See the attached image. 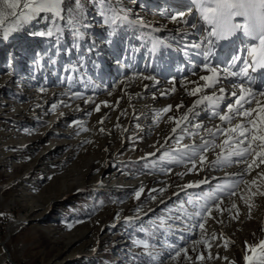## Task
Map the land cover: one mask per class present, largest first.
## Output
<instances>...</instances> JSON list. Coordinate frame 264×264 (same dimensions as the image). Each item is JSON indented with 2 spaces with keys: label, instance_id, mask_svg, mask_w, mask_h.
I'll use <instances>...</instances> for the list:
<instances>
[{
  "label": "rangeland",
  "instance_id": "1",
  "mask_svg": "<svg viewBox=\"0 0 264 264\" xmlns=\"http://www.w3.org/2000/svg\"><path fill=\"white\" fill-rule=\"evenodd\" d=\"M192 6L191 0H64L62 18L24 8L26 15L17 22L0 18V37L8 33L0 38V79H11L0 92V242L14 263L246 264L249 246L264 241V164L260 157L251 169L252 157L226 163L230 149L223 157L224 135L208 136L209 129L230 127L213 112L226 110L238 82L226 80L205 92L226 93L228 100L220 101L219 109L202 103L172 132L173 118L186 114L177 105L186 104V110L190 104V96L180 93L208 75L203 63L220 69L232 63L208 37L210 26L200 14L189 17ZM74 8L79 9L76 22L69 20ZM179 12L196 30H181L183 22L170 18ZM119 19L123 23L117 24ZM127 19L161 26L156 32L166 37ZM167 41L179 50H171ZM205 47L213 53L207 61ZM217 56L226 63L217 64ZM27 61L30 67L25 63L15 71ZM126 76L129 80L118 83ZM152 76L175 93L159 97L163 87L145 93L141 78ZM101 86L108 90L100 92ZM139 90L145 97L138 100L123 95L138 96ZM169 105L171 111L164 112ZM204 140L210 143L201 164L192 153L200 152ZM59 145L66 148L53 152ZM71 153L74 159L64 163ZM210 161L217 163L207 171ZM239 167H245L242 173ZM202 171L203 178L195 181ZM110 174L115 178L107 181ZM57 179L70 186L80 182L81 189L68 190L55 205V193L48 192ZM42 198L49 201L35 210Z\"/></svg>",
  "mask_w": 264,
  "mask_h": 264
},
{
  "label": "snow or ice",
  "instance_id": "2",
  "mask_svg": "<svg viewBox=\"0 0 264 264\" xmlns=\"http://www.w3.org/2000/svg\"><path fill=\"white\" fill-rule=\"evenodd\" d=\"M3 3L7 9H12V14L15 15L16 13L14 10L19 6L20 0H3ZM63 3L64 0H26V2L23 3V8L31 14L47 12L51 13L53 16L59 17ZM74 3L78 4L79 0H74ZM191 3L198 6L197 10L199 11L200 18L210 26L211 30L208 31V37H213L217 41H230L238 32H242L252 43H250L246 49L249 59L243 60V67H240L239 71L232 70V68L235 67V61L239 59V57L235 55L231 58L232 63L223 69H220L218 65L213 66L204 62L203 68L210 75L200 76V81L205 82L203 86L193 81L192 83H196L197 87L194 88L190 94L197 96L206 89H216L222 79L245 77L249 78V83H254L255 81L249 77V71L258 72L259 70H264V0H191ZM78 13V8L72 9L69 20L76 22ZM3 15L4 11L0 10V18H2ZM20 15L26 14L20 13ZM184 17L185 13L179 12L176 15H172L170 18L173 21H183L187 24L188 21L185 20ZM237 18H242V22H237ZM114 22L115 20H113V23ZM140 22L143 23V21ZM191 27L195 28L196 25L192 24ZM40 35H44V33H40ZM47 35H52V32L49 31ZM0 38H8V33ZM208 42L211 45L212 41L209 40ZM192 47L200 48L201 45L194 44ZM202 55L204 60L207 61L213 53L209 49L204 51ZM147 78L148 77H145V79ZM234 87L239 89L238 92H231L234 101H229L227 103L226 110L222 109L220 112H213L214 116L218 115L219 120L224 124L230 125V127L224 128L217 126L215 132L211 129H209L208 132L209 135L213 137L217 133L226 137L222 145H220L222 149H230L228 157L224 159V162L232 163V157H235L236 159L234 162L247 163L245 157H252L251 163H247V168L251 169L253 165L256 164V157H260V164H264V102L257 99V96L264 97V90L256 93L251 88L245 87L243 82L238 85L234 84ZM218 91L223 94L225 89L220 87ZM223 99V95L217 96L215 91L212 95L200 96L193 104V107L189 109V113L194 114V109L205 102L210 103L215 108H219L220 101ZM253 104L255 106H253ZM53 108H55V105H53ZM171 108L172 106L169 105L163 109V111H171ZM97 111H99V106H97ZM237 118L240 119V122L233 124V121ZM188 120V114H185L180 119L173 118L176 127L172 129V132L175 134L177 129L181 128L182 122ZM196 127H200V125L197 124ZM101 131H103V129H101ZM209 143L208 140H204L200 145V152L193 151L192 153V157L199 155L201 164L207 159L206 156L203 155V152L208 150ZM254 144H256V148H253ZM257 149H259V151H257ZM192 157H189V159L195 167V160L192 159ZM256 166L258 167L259 165ZM188 187H192V185H188ZM141 191H143V189L137 191V198H139ZM210 211L211 210H209V214ZM197 215H199V213H197ZM199 227L203 229L204 224L201 223ZM145 247H147V245H145ZM181 251L186 250L182 249ZM249 252L251 255H245L244 257L246 264H264V241H261L256 246H249ZM176 255L179 256L180 252L178 251ZM200 259H203V257L201 256Z\"/></svg>",
  "mask_w": 264,
  "mask_h": 264
},
{
  "label": "bare ground",
  "instance_id": "3",
  "mask_svg": "<svg viewBox=\"0 0 264 264\" xmlns=\"http://www.w3.org/2000/svg\"><path fill=\"white\" fill-rule=\"evenodd\" d=\"M182 1V0H181ZM26 2V0H20V4H19V6L14 10L15 11V15H13L12 13H13V10L12 9H7L6 7H5V5H4V3H3V0H0V10H3L4 11V15H3V17H4V20H8L9 22L7 23V24H11V23H14V22H17L18 20H19V18H20V13H21V11H22V9H23V3H25ZM177 4L178 3H174V7H177ZM194 7H195V5H193ZM199 13V11L198 12H192V10H191V14L189 15V17L190 16H192V18L196 15V14H198ZM16 16H18L17 18H16ZM61 16H63L62 15V11H61V14H60V16H59V18L61 17ZM168 17V16H167ZM62 18V17H61ZM185 18V17H184ZM96 20V19H95ZM160 20V19H159ZM165 20V19H164ZM166 21V20H165ZM164 21V22H165ZM160 22V21H159ZM183 22V21H182ZM184 23V22H183ZM182 23V29L181 30H183V32H188V33H190V32H193L194 30H196V28H193V27H191V25H188V23L187 24H183ZM172 25V27L174 26L173 24H171ZM139 27H141V24H139L138 25ZM143 28H146V30H149V31H151V32H154V33H157L156 32V30L157 29H160V28H162L161 26H153V27H150V26H142ZM175 27H177L176 26V24H175ZM1 29V28H0ZM171 30H174L173 28L171 29ZM172 32V31H171ZM157 34H160V35H162V33L160 32V33H157ZM32 39V38H31ZM30 40V39H29ZM89 42V41H88ZM229 42V43H228ZM90 43V42H89ZM226 43H227V47L224 49V50H226V51H224L223 50V53H225L223 56H226V53H228L229 54V56H230V54L232 53V51H233V49H232V46H234V45H236V44H241V46L244 48V55L246 54V49H247V46L250 44V43H252V41L248 38V37H246V36H244L241 32H238L234 37H232L231 39H230V41H226ZM207 48L208 47H205V50H207ZM177 50H179V49H177ZM202 50H204V48L202 49ZM244 60V58L242 59V61ZM109 61V60H108ZM221 61V63H220V65H222V63L224 64V63H226V61H225V59H220V57L218 58V60H216V63L218 64V62H220ZM26 63V62H25ZM24 62H22V67L24 66V64H25ZM213 63H215V59H214V61H213ZM215 63V64H216ZM241 64H242V62H241ZM241 64H240V62L239 63H237L236 65H235V67H233L232 68V70L233 71H237V69H238V67L239 66H241ZM26 65L28 66V67H30V63H26ZM227 65V64H226ZM108 66H110V68H109V70L110 71H105V73L103 74L104 76H108L109 74H110V72L113 70L112 69V67H114V65L113 64H111V65H108ZM21 67V68H22ZM20 68V69H21ZM25 69V68H24ZM0 70H2V68L0 67ZM15 71H18V68L15 70ZM15 71H14V73H15ZM178 74V75H177ZM177 74H175L176 75V77H177V83L178 82H180V80L178 79V77L180 76V72L179 73H177ZM132 74H130V75H128V76H131ZM208 75H210L209 73H208ZM252 75L249 73V77H251ZM245 77H234V78H228V79H222V81L221 82H223V81H226V80H234V81H236V82H238L239 84L241 83V82H243L244 84H245V87H249V88H251L254 92H256V93H259L261 90H264V84L263 83H257V82H254V83H249V84H246L244 81H245V79H244ZM154 79V80H153ZM127 80H129V78H127V76L126 77H122V78H120L119 80H118V83H120V82H122V83H124L125 81H127ZM141 80H142V82L141 83H144L145 82V84L146 85H144V88L143 89H146L145 90V93H149L150 91H152V90H156L158 87H163L164 89L163 90H161L162 91V93L159 95V97H168V96H170V95H172V94H174L175 92H174V88L172 87V86H163L164 84H163V82L162 81H159L158 79H155V78H153V76L150 78V77H148L147 79H145L144 77L143 78H141ZM140 80V81H141ZM4 83H5V86H3V87H1V89H0V92H2V91H4L5 92V90L8 88V86H9V84L11 83V79H7V80H2V79H0V86L1 85H4ZM205 82H202V83H200L199 85L200 86H203V84H204ZM169 84V83H168ZM113 85H114V83H113ZM133 85V84H132ZM143 85V84H142ZM136 86V85H135ZM137 86L139 87L140 85L139 84H137ZM196 87H197V85H196ZM195 87V88H196ZM101 88V91L100 92H103V91H107L108 89L106 88V87H104V86H101L100 87ZM193 88L194 87H190V88H188V89H183L182 90V92L180 93V94H182V95H184V96H190L189 98H190V104H189V106H188V108L185 110V106H186V104H184V103H182V102H180V104H179V106H182V107H180L179 109L182 111V112H185L186 114H188L189 116L192 114V113H189V109L190 108H192L193 107V104L195 103V101L200 97V96H204V94H205V92H207V91H209V89H206L205 91H203V92H201V93H199L197 96H193V95H191L190 94V92L193 90ZM140 90H141V88H139ZM190 89H192V90H190ZM139 90V91H140ZM234 91H239V89L238 88H235V90ZM233 92V91H232ZM145 93L143 92V91H140V93L138 94V96L136 95V94H134L132 91H126V92H124L123 93V95H124V97L125 98H129V99H135V100H138L139 98H143V97H145ZM225 93V92H224ZM63 94V92H60V95H62ZM230 95H231V92L229 93ZM24 95V94H23ZM220 95V94H219ZM225 96H226V93H225ZM224 96V98H225V101H227L228 100V98L227 97H225ZM31 97V96H30ZM29 97V98H30ZM258 98H261V100H262V102H264V97H259V96H257ZM75 97H73V99H74ZM257 98V99H258ZM13 99H15V97H13ZM229 100H234V98L232 97L231 99H229ZM229 100L226 102V103H228L229 102ZM73 101V100H72ZM224 101V100H223ZM96 102V100L95 99H93V100H91L90 102H88L89 103V105L91 104H93V103H95ZM224 104V103H223ZM84 105V104H83ZM220 105V104H219ZM178 106V105H177ZM200 106H201V104L198 106V107H196L195 109H194V111H198V109H200ZM81 109H83V106L81 105V106H79V107H77L76 108V110H79V111H81ZM88 109H89V107H88ZM184 109V110H183ZM219 109V108H218ZM179 110V111H180ZM81 113V112H80ZM84 112H82L81 114H83ZM144 118V117H143ZM205 124V123H204ZM203 126V125H202ZM146 131H148V130H146ZM16 136V135H15ZM210 138H213L212 140H214V138H216L217 136H218V134L217 135H215L214 137L213 136H211V135H208ZM226 137L225 136H223V139H221V143H223V141H224V139H225ZM42 142H44V141H42ZM114 142V141H113ZM112 142V143H113ZM210 142V141H209ZM111 143V144H112ZM36 146H37V144H35L34 143V145H33V147L34 148H36ZM254 146H256V144L255 145H253V147ZM64 148H66V146H63V145H59V146H57L56 147V149H55V151H53V152H58V151H60V149H64ZM225 151H223V153H222V155H223V157H224V155L226 154V152H228V148H223ZM227 155V154H226ZM246 158V157H245ZM74 159V155H73V153H71V154H69V156L67 157V159L65 160V162L64 163H66V162H69L70 160H73ZM221 159V158H220ZM92 161L94 162V161H96V162H98V164H102L103 163V159L101 160L100 158L98 159V158H94V159H92ZM217 162L216 161H210L209 163H208V168H207V171L208 170H210V169H212L213 168V166H215V164H216ZM207 164V163H206ZM244 168L245 167H239V169H238V173H242V171H244ZM33 173H36V169L34 168L32 171H31V174H33ZM204 174H205V171H202V173L200 172V176L197 178V179H195V181L196 180H199V179H202L203 178V176H204ZM107 181L108 180H111V179H113V178H115V175H113V174H110V175H108L107 176ZM128 178H130V177H128ZM60 180L59 179H57V182H59ZM192 183V182H191ZM190 184V183H189ZM188 183H186V185H189ZM197 184V183H196ZM55 185V184H54ZM140 187V185L137 187V188H139ZM134 188V187H133ZM71 189L72 190H80L81 189V183L79 182L78 184H73V186L71 185H68V184H65V183H62V181H60L59 182V184L58 185H56V187H55V189H53L52 188V185L50 186V188H49V192H48V195H50L51 194V192H54L55 193V196H52V199H54V204L56 205V203L65 195H67L68 193H69V191L68 190H70L71 191ZM43 200H46L45 198H42V200H40L39 202H37L36 204H35V206H34V208H35V210H37V209H39V208H41V206H42V201ZM46 201H49V199L48 200H46ZM17 201H14V204H17L16 203ZM40 202H42V203H40ZM4 243V242H3ZM2 242H0V248H1V252H0V257H1V261L3 262V264H5L4 262H6V263H8V264H10V262L7 260V254L9 253V255H10V260L12 261V262H14V260H13V257H12V253L10 252V250L6 247V246H4L5 245V243L3 244ZM3 245V246H2Z\"/></svg>",
  "mask_w": 264,
  "mask_h": 264
},
{
  "label": "water",
  "instance_id": "4",
  "mask_svg": "<svg viewBox=\"0 0 264 264\" xmlns=\"http://www.w3.org/2000/svg\"><path fill=\"white\" fill-rule=\"evenodd\" d=\"M3 246V245H2ZM7 260L10 262V264H16V263H14V262H12L11 260H10V255H9V253L7 254Z\"/></svg>",
  "mask_w": 264,
  "mask_h": 264
}]
</instances>
